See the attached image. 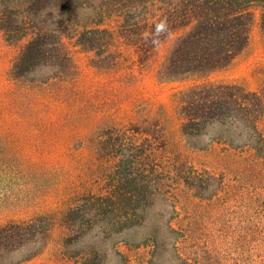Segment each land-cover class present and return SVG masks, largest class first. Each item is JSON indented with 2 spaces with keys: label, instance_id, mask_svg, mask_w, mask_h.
<instances>
[{
  "label": "trees",
  "instance_id": "trees-1",
  "mask_svg": "<svg viewBox=\"0 0 264 264\" xmlns=\"http://www.w3.org/2000/svg\"><path fill=\"white\" fill-rule=\"evenodd\" d=\"M16 1L0 0V31L18 45L9 71L13 80L44 67L55 69L58 78L70 75L67 31L76 46L98 57L126 50L139 65L175 35L157 71L168 81L227 67L248 45L254 6L264 34V0H98L86 22L83 8L94 0ZM47 10L56 12L50 24ZM177 115L191 149L220 146L222 157L237 161L233 168L242 175L240 168L255 171L251 179L264 187V86L247 91L198 82L182 92ZM78 140L82 168L90 172L86 181L66 194L58 211L0 223V264L36 259L59 227L65 232L60 264H132L128 252L139 249L150 251L144 264H264V188L235 201L225 172L198 168L181 153L165 155L168 142L158 121L100 124ZM179 187L197 202L213 204L216 214L235 216L218 233L222 246L187 248L190 230L171 203ZM234 203L238 212L226 209ZM156 206L170 207L172 215L150 217Z\"/></svg>",
  "mask_w": 264,
  "mask_h": 264
},
{
  "label": "rangeland",
  "instance_id": "rangeland-1",
  "mask_svg": "<svg viewBox=\"0 0 264 264\" xmlns=\"http://www.w3.org/2000/svg\"><path fill=\"white\" fill-rule=\"evenodd\" d=\"M94 2L83 8V16L96 8L98 0ZM47 11L50 24L56 12ZM252 12L248 45L227 67L205 76L187 75L172 81L162 79L157 71L175 35L156 50L150 61L139 65L126 50L120 56L98 57L76 46L73 32L67 31L63 40L74 66L70 75L58 78L55 69L44 67L26 80H13L9 71L18 45L6 42L0 31V223L60 210L66 194L78 188V182L84 183L90 173L82 168L78 138L85 132L90 135L100 124L158 121L165 128L168 142L165 155L173 158L181 153L198 168L225 172L231 179L230 195L235 201L249 199L255 187L264 188L251 179L255 171L240 168L242 175L233 168L237 161L222 157L220 146L212 151L191 149L180 133L177 115L182 92L198 82L235 85L247 91H259L264 86V34L258 22L259 8L254 6ZM84 18L86 22L88 17ZM171 203L179 206L180 224L190 230L187 248L205 247V242L216 248L222 246L218 233L227 229V219H235L233 214H216L218 209L213 204L197 202L181 187L175 190ZM238 204L227 205L226 209L238 212ZM156 207L149 209L150 217L156 218L155 214L161 212L166 219L172 215L170 207L167 211ZM64 233L62 228L56 229L45 251L26 264L63 262L59 253ZM128 253L132 264H144L150 251Z\"/></svg>",
  "mask_w": 264,
  "mask_h": 264
}]
</instances>
